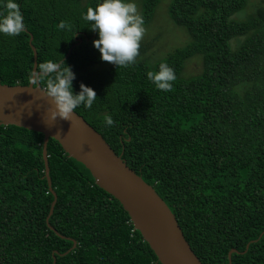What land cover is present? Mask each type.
Here are the masks:
<instances>
[{
    "label": "trees",
    "instance_id": "16d2710c",
    "mask_svg": "<svg viewBox=\"0 0 264 264\" xmlns=\"http://www.w3.org/2000/svg\"><path fill=\"white\" fill-rule=\"evenodd\" d=\"M96 2L16 0L25 29L0 34V83L30 81V35L36 65L70 49L62 61L75 74L73 92L83 83L97 97L74 112L154 188L201 263L227 264L230 249L241 252L257 238L231 253V264H264V8L236 20L246 0H170L168 16L190 41L153 64L143 56L151 43L140 42L133 64L114 67L101 66L96 34L83 19ZM157 3L141 0L144 24ZM195 54L200 72L182 77ZM160 62L175 73L171 91L146 79ZM42 141L40 132L0 124V264H52V252L66 251L72 239L75 248L54 255V264H160L121 204L52 138L46 152L56 202L46 221L53 195Z\"/></svg>",
    "mask_w": 264,
    "mask_h": 264
},
{
    "label": "water",
    "instance_id": "95a60500",
    "mask_svg": "<svg viewBox=\"0 0 264 264\" xmlns=\"http://www.w3.org/2000/svg\"><path fill=\"white\" fill-rule=\"evenodd\" d=\"M31 41L30 35L28 43L33 53V69L36 65V50ZM69 52L70 49L62 60ZM36 86L32 74L26 85L0 83V124L15 125L43 134L41 153L44 175L53 195L46 221L56 202V193L51 188L48 174L46 152L47 141L52 138L70 157L88 168L96 184L121 204L133 227L160 264H202L184 238L174 214L154 188L125 163L121 157L122 152L115 153L102 135L76 112L69 116V121H49L47 113L53 105ZM47 226L53 230L48 222ZM256 240L257 238L249 241L241 252L230 249L227 253V264H231V253H244L249 243ZM75 246L76 242L72 239V245L66 251L60 253L54 250L52 264L55 263L54 255H65Z\"/></svg>",
    "mask_w": 264,
    "mask_h": 264
},
{
    "label": "clouds",
    "instance_id": "9594fccd",
    "mask_svg": "<svg viewBox=\"0 0 264 264\" xmlns=\"http://www.w3.org/2000/svg\"><path fill=\"white\" fill-rule=\"evenodd\" d=\"M83 19L90 22L88 29L96 34L91 43L100 60L114 67H127L134 63L145 33L143 16L138 13L135 0H97L94 7L86 9ZM58 26L71 29L64 21ZM24 29L23 16L16 0H0V34L17 36ZM31 74L36 88L53 105L47 113L49 121H69L74 109L81 105L84 109L91 108L97 99L95 91L83 83L78 85V91L73 92L75 74L62 60H43L33 66ZM145 75L157 90L165 92L171 91V82L176 79L173 69L164 62L158 64L156 71L148 70ZM112 123L111 117L105 116L104 124L111 126Z\"/></svg>",
    "mask_w": 264,
    "mask_h": 264
},
{
    "label": "rangeland",
    "instance_id": "374dc122",
    "mask_svg": "<svg viewBox=\"0 0 264 264\" xmlns=\"http://www.w3.org/2000/svg\"><path fill=\"white\" fill-rule=\"evenodd\" d=\"M170 0H158L149 22L144 24L145 33L140 42H150L151 45L144 53L145 60L149 64L162 59L168 52L175 48L187 44L191 37L185 27L174 23L168 16L167 8ZM137 11L140 14L141 0H135ZM264 8V0H246L245 5L232 15V18L243 19L255 8ZM242 37H237L231 41L232 47H235ZM109 62H102L101 66H107ZM202 68V59L200 54H195L185 60L181 76L188 77L200 72Z\"/></svg>",
    "mask_w": 264,
    "mask_h": 264
}]
</instances>
